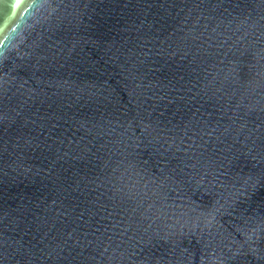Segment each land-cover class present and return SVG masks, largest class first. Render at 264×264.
Listing matches in <instances>:
<instances>
[{
  "label": "water",
  "instance_id": "1",
  "mask_svg": "<svg viewBox=\"0 0 264 264\" xmlns=\"http://www.w3.org/2000/svg\"><path fill=\"white\" fill-rule=\"evenodd\" d=\"M0 264H264V0H0Z\"/></svg>",
  "mask_w": 264,
  "mask_h": 264
},
{
  "label": "clouds",
  "instance_id": "2",
  "mask_svg": "<svg viewBox=\"0 0 264 264\" xmlns=\"http://www.w3.org/2000/svg\"><path fill=\"white\" fill-rule=\"evenodd\" d=\"M24 3L26 4L27 3V0H24ZM20 15V11L18 10L17 11V16H19Z\"/></svg>",
  "mask_w": 264,
  "mask_h": 264
},
{
  "label": "snow or ice",
  "instance_id": "3",
  "mask_svg": "<svg viewBox=\"0 0 264 264\" xmlns=\"http://www.w3.org/2000/svg\"><path fill=\"white\" fill-rule=\"evenodd\" d=\"M16 3L19 4L20 3V0H16Z\"/></svg>",
  "mask_w": 264,
  "mask_h": 264
}]
</instances>
